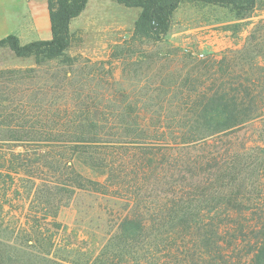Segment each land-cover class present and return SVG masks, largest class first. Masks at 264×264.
I'll return each mask as SVG.
<instances>
[{"label": "trees", "instance_id": "obj_1", "mask_svg": "<svg viewBox=\"0 0 264 264\" xmlns=\"http://www.w3.org/2000/svg\"><path fill=\"white\" fill-rule=\"evenodd\" d=\"M114 1L141 9L135 38L159 43L184 1L245 16L259 0ZM88 2L47 0L50 40L0 39V51L59 67L38 88L24 82L35 69L0 71V264H264V27L243 49L191 64L180 111H141L99 95L97 63L68 54ZM81 62L90 72L69 79ZM78 191L123 202L96 255L60 239L59 212Z\"/></svg>", "mask_w": 264, "mask_h": 264}, {"label": "rangeland", "instance_id": "obj_2", "mask_svg": "<svg viewBox=\"0 0 264 264\" xmlns=\"http://www.w3.org/2000/svg\"><path fill=\"white\" fill-rule=\"evenodd\" d=\"M140 13V8H128L114 0H89L84 12L71 24L74 42L68 54L97 63L92 73L99 95L108 99L118 92L133 106L137 103L141 111H180L179 104L186 94H179L178 85L187 78L191 64L210 56L220 59L230 50L243 49L264 27V0H259L254 11L245 16L230 7L184 1L173 14L171 29L163 41L152 43L133 35ZM107 61L110 65L105 64ZM91 68L81 62L67 74L73 79L81 70L90 72ZM27 69L37 71L35 79L24 81L32 88L54 86L53 75L59 72L54 62L38 67L34 57L17 58L10 49L0 51V71ZM85 79L93 82L87 74ZM68 91L59 90L56 95H66ZM84 93L91 97L96 94L89 88ZM99 107L100 111H114L111 103ZM260 130L264 125L259 124L257 131ZM77 168L95 178L83 165L77 164ZM122 205L113 197L78 191L59 212L58 220L65 228L60 239L86 247L89 255L98 254L108 239V213L119 211Z\"/></svg>", "mask_w": 264, "mask_h": 264}, {"label": "crops", "instance_id": "obj_3", "mask_svg": "<svg viewBox=\"0 0 264 264\" xmlns=\"http://www.w3.org/2000/svg\"><path fill=\"white\" fill-rule=\"evenodd\" d=\"M18 36L22 44L52 38L47 0H0V39Z\"/></svg>", "mask_w": 264, "mask_h": 264}]
</instances>
